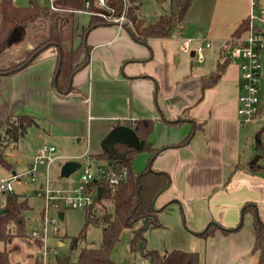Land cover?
Masks as SVG:
<instances>
[{
	"label": "crops",
	"instance_id": "crops-1",
	"mask_svg": "<svg viewBox=\"0 0 264 264\" xmlns=\"http://www.w3.org/2000/svg\"><path fill=\"white\" fill-rule=\"evenodd\" d=\"M252 10V0H215L203 30L191 22L171 37L147 42L135 39L128 27L99 24L87 33L89 61L73 74L69 93H61L54 84L55 46L24 69L0 74V119L34 116L38 139L40 133L66 161L79 160L86 152L102 153L103 140L118 125L144 128V120H150L145 145L161 150L151 166L169 173L171 183L156 198L160 224L146 232L148 247L163 254L175 249L198 251L200 264H259L253 250L252 212L244 214L240 229L227 233L222 229L241 222L246 204L256 205L264 220V171L253 172L247 166L256 152L247 151L248 125L238 112L245 93L243 59L227 49L234 31ZM255 11L264 14V0H258ZM77 15L88 16L74 23L75 46L90 22L89 14ZM254 23L264 30L263 22ZM188 37L211 42L203 60L183 49ZM225 48L229 62L221 79L204 87L205 78L226 57ZM193 129L191 139L183 143ZM117 150L131 156L135 173L148 165L147 149L127 152L117 145ZM211 224L216 225L214 232L203 235ZM114 249L113 258L123 264ZM127 257L134 258L127 264H150L129 243Z\"/></svg>",
	"mask_w": 264,
	"mask_h": 264
},
{
	"label": "trees",
	"instance_id": "trees-1",
	"mask_svg": "<svg viewBox=\"0 0 264 264\" xmlns=\"http://www.w3.org/2000/svg\"><path fill=\"white\" fill-rule=\"evenodd\" d=\"M143 1L107 0L108 8L106 9L98 5V0H54L58 10H53L50 5H43L40 0H29L27 6H18L14 0H0V74L11 75L38 60L43 50L14 60L15 56L9 54L7 49L13 39L28 30L31 25L39 23L40 20H50L48 25L49 42L52 44L45 47L54 45L58 50L54 84L61 93H69L73 89V74L89 61L91 46L86 40L87 33L99 24L112 23L98 15V12L105 11L112 16H120L124 13L127 17L124 26L130 29L135 39L147 42L150 38L171 37L178 31L184 30L191 22H197L200 25V30H203L209 22L215 0H154L162 7L163 12L152 23L147 22L143 13ZM78 10L83 13L90 11L91 14H89V25L79 34L80 44L75 46L73 44L74 23ZM249 24L250 20L246 19L237 27L232 39L227 43L228 50L238 43L237 39L246 32ZM227 49H223V56H226ZM228 62L227 56L219 62L217 70L205 78L204 87L213 86L221 79ZM260 111L259 106L258 113ZM15 119L18 121L16 120L7 128H3L5 120L0 119V138L5 134L10 141L16 143L29 127L38 125L37 119L28 114L15 116ZM180 121L181 119H178L175 123ZM144 122L146 123L144 128L139 125L132 128L141 139L145 140L152 124L150 120H144ZM193 132L194 129L187 135L183 143L191 139ZM256 145L258 151L250 158L247 166L253 172H262L264 171V164L261 162L264 156V139L260 132L256 135ZM118 148H123L127 152L135 151V149L123 145H118ZM144 149L150 152V157L148 165L138 173L132 169L130 155L123 160H116L113 158L112 152L107 149L94 155L101 161H110L116 166L127 167L129 175L117 186H111L104 181L89 182V187L98 188L101 185L103 190L101 195L97 191L94 203L85 209L87 210L86 225L101 226L103 240L100 246H95L92 243L83 245L76 264H117L112 258V251L126 229L134 231L131 248L133 250L139 248L141 253L150 259V264H200L198 251L175 249L163 254L147 245L146 232L151 226L157 227L160 224L158 209L155 206L156 198L169 187L171 177L169 173L155 170L151 166L161 150L150 148L147 145L144 146ZM0 165L11 166L2 151H0ZM3 194H6V199L0 208V210L3 209L0 212V241L10 243L13 236H19L40 243V238H33L27 232L26 226L29 219L27 211L31 208L28 199L9 192ZM247 212H252L254 215L255 244L253 250L259 255V264H264V220L259 216L256 205L246 204L241 222L236 227L222 229L226 233L240 229L244 224V214ZM139 223L142 224L138 229H135ZM215 229L216 225L211 224L203 232V235H210ZM84 239V233L73 237L71 248H77ZM9 252L6 247L0 250V264H11ZM59 263L71 264L69 258L59 259Z\"/></svg>",
	"mask_w": 264,
	"mask_h": 264
},
{
	"label": "rangeland",
	"instance_id": "rangeland-1",
	"mask_svg": "<svg viewBox=\"0 0 264 264\" xmlns=\"http://www.w3.org/2000/svg\"><path fill=\"white\" fill-rule=\"evenodd\" d=\"M28 1L29 0H14L15 4L18 6H27ZM40 2L43 5H50V0H40ZM161 12H163L162 7H160L154 0L143 1V13L146 16L148 23L154 22ZM87 16L88 15H77L75 18L76 25L79 22V17L86 18ZM50 22V20H40L39 23L31 25L28 30L13 39L7 52L13 54L15 56L14 60H17L30 53L43 50L40 54L41 56L46 50L54 47V45L48 48L45 47L52 44L49 42L50 32L48 25ZM228 51L231 52V49ZM261 62L262 73L261 82L259 84V96L262 110L252 119V121L247 123L248 126L245 127L248 135L250 134V140H248L247 146L248 153H255L258 151L256 135L259 132L261 133L262 139H264V44L261 49ZM16 120L15 116H10V118L5 120L3 128H7L14 124ZM36 132L37 129L34 126L29 127L27 132L22 134L16 143L10 141L5 134L0 138V151L5 154L7 160L11 163L10 167L0 165V179L10 177L14 172L20 174L29 167L35 150L41 143ZM79 161L83 164V167L79 168L68 177L61 175V170L66 160L58 159L50 166L48 174L46 170L40 168L35 179H32L31 176L27 175L21 178L17 177L12 182L14 187L13 194L27 198L31 207L27 211V216L29 218L26 226L27 232L30 233L34 226L40 227L42 225L44 222L43 215L48 214L50 217L58 216L59 220L57 227L59 228V232H55L52 225H50L47 230V244L49 247L54 248V252L51 254L50 259L51 264H60L59 259L63 258H69L71 264H76L78 263V254L83 245L92 243L95 246H100L103 240V229L101 226L95 224L86 225L87 210L74 207L64 208L59 202L56 206L52 205L49 209H46L47 200L44 195H40L42 188H47V184L52 191V195H55L56 190H72L77 187L80 184V177L84 171L86 163L84 159H79ZM261 162L264 164V156ZM0 198L5 201L6 194L2 193ZM63 208L64 218H60L59 210ZM141 224L142 223L137 224L135 229H138ZM132 232L133 229H126L123 232L121 239L114 246L116 257L118 261L120 260L123 264L134 262V258L127 257V246L128 243L131 246L134 236ZM82 233L85 234V239L79 243L77 248L72 249V238L80 236ZM59 241L64 244H60ZM5 247L10 251L9 257L11 264H39L37 254H39L42 248V242L39 243L26 237L13 236L10 243L0 241V250H3ZM138 250L140 249L138 248L134 251Z\"/></svg>",
	"mask_w": 264,
	"mask_h": 264
},
{
	"label": "built area",
	"instance_id": "built-area-1",
	"mask_svg": "<svg viewBox=\"0 0 264 264\" xmlns=\"http://www.w3.org/2000/svg\"><path fill=\"white\" fill-rule=\"evenodd\" d=\"M98 5L101 8H108L107 0H98ZM253 10L249 16L250 24L246 32L237 39L238 43L231 48V55L233 57H241L242 62V77L245 93L241 98L239 107V116L243 123L247 124L258 114L260 106L259 84L261 82V49L264 44V30L259 28L254 22L259 20L264 23V14L258 15L255 8L258 5V0H252ZM50 7L53 10H58L54 4V0H50ZM77 12H82L78 10ZM91 14V12H86ZM98 15L102 16L112 23L124 26L127 17L123 13L120 16H112V14L101 11ZM211 46V42L206 39H196L194 37L185 38L183 42V49L187 51H194L196 58L201 61L204 59V51ZM41 139V145L38 152L33 156L29 167L20 174H14L10 178L0 179V195L4 192L13 193V180L17 177L31 176L32 179L36 178L39 169H44L49 172L50 166L59 159L56 155L57 147L45 139L38 133ZM80 159L86 161L84 171L80 177V184L72 190H56L55 195L47 184V188H42L40 195H44L47 204L46 209L52 205H57L59 202L64 208L74 207L86 209L91 206L95 201L97 194V187H89L91 181H104L111 186H117L122 181L126 180L129 175L127 167L116 166L110 161H101L96 156L86 152ZM83 167V164L81 165ZM3 205V200L0 198V208ZM60 209V211H63ZM60 217V216H59ZM44 222L40 227L34 226L30 232L33 238H40L42 248L37 254L39 264H51V254L54 248L49 247L47 244V230L50 225L53 226L55 232H59L57 227L58 216L50 217L48 214L43 215Z\"/></svg>",
	"mask_w": 264,
	"mask_h": 264
},
{
	"label": "water",
	"instance_id": "water-1",
	"mask_svg": "<svg viewBox=\"0 0 264 264\" xmlns=\"http://www.w3.org/2000/svg\"><path fill=\"white\" fill-rule=\"evenodd\" d=\"M124 145L135 150H142L145 146V140L141 139L136 131L127 125H118L114 127L102 142V146L110 150L113 158L116 160H123L127 157L126 152L118 151L117 145ZM79 160H68L62 167L61 175L64 177L70 176L72 173L81 168ZM103 187H98L99 195H101ZM3 209L0 210L2 212ZM60 218H64V211L59 212Z\"/></svg>",
	"mask_w": 264,
	"mask_h": 264
}]
</instances>
